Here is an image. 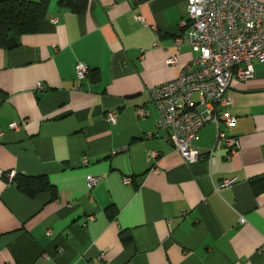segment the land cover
I'll use <instances>...</instances> for the list:
<instances>
[{
  "label": "crops",
  "instance_id": "1",
  "mask_svg": "<svg viewBox=\"0 0 264 264\" xmlns=\"http://www.w3.org/2000/svg\"><path fill=\"white\" fill-rule=\"evenodd\" d=\"M58 1L18 46L0 48V264H264V192L248 181L264 176V63L216 107L236 117L219 128L238 151L226 157L207 122L189 162L156 127L149 95L195 56L175 45L186 0H88L82 15ZM10 173L47 177L55 197L20 192Z\"/></svg>",
  "mask_w": 264,
  "mask_h": 264
},
{
  "label": "built area",
  "instance_id": "2",
  "mask_svg": "<svg viewBox=\"0 0 264 264\" xmlns=\"http://www.w3.org/2000/svg\"><path fill=\"white\" fill-rule=\"evenodd\" d=\"M137 19L145 23L143 17L138 16ZM179 27L183 33L176 38L175 45L185 41L195 56L172 81L149 90L159 114L156 127L168 129L167 140L184 159L195 162L201 155L193 141L199 130L211 122L216 126L215 146L223 147L225 156L229 158L238 151L240 144L236 137L222 131L219 123L233 126L236 117L228 112L217 114L216 107L227 104L224 94L234 78L254 76V59L264 63V2L186 0L185 15ZM166 62L167 65L175 64L176 55ZM87 73L86 64L76 63L77 79L84 78ZM38 87L42 88V85ZM106 121L115 124L116 113L108 111ZM9 128L20 129L21 124L13 122ZM147 155L153 160L157 152L150 151ZM208 155L211 156L212 151ZM151 169L157 171L153 165ZM8 177L12 179L13 173ZM97 180L98 177H90L88 184L92 186ZM233 180H224L218 187H225ZM243 220L240 217L239 222Z\"/></svg>",
  "mask_w": 264,
  "mask_h": 264
},
{
  "label": "trees",
  "instance_id": "3",
  "mask_svg": "<svg viewBox=\"0 0 264 264\" xmlns=\"http://www.w3.org/2000/svg\"><path fill=\"white\" fill-rule=\"evenodd\" d=\"M87 4L88 0L58 1V6L67 8L78 15L85 12ZM48 5L49 0H0V48L12 49L19 45L22 36L34 33L38 22L46 17ZM98 79L96 72L93 80ZM248 181L254 194L264 192V176L251 178ZM12 183L17 190L30 197L43 191H50L52 197H55L53 185L45 176L16 174Z\"/></svg>",
  "mask_w": 264,
  "mask_h": 264
}]
</instances>
